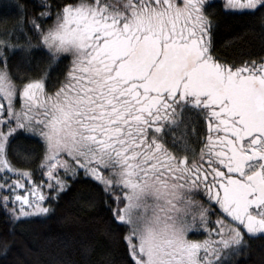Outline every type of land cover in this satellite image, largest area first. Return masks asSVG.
<instances>
[{
    "label": "snow or ice",
    "instance_id": "6c2138e0",
    "mask_svg": "<svg viewBox=\"0 0 264 264\" xmlns=\"http://www.w3.org/2000/svg\"><path fill=\"white\" fill-rule=\"evenodd\" d=\"M13 7L15 23L0 20V253L83 179L108 213L104 243L47 264H239L254 247L264 264V55L215 46L213 0ZM222 8L264 32V0Z\"/></svg>",
    "mask_w": 264,
    "mask_h": 264
},
{
    "label": "trees",
    "instance_id": "16d2710c",
    "mask_svg": "<svg viewBox=\"0 0 264 264\" xmlns=\"http://www.w3.org/2000/svg\"><path fill=\"white\" fill-rule=\"evenodd\" d=\"M16 0H0V20H5L9 26L15 23L17 16L13 4ZM216 19L214 44L230 56L249 55L257 58L264 55V32L259 28V19L249 15L233 14L222 8L223 0H213ZM58 70H53V76ZM19 143L25 148L39 150L36 140L22 135ZM35 166L33 165V168ZM33 179L39 181L43 177L34 171ZM97 195V207L83 210L81 203L89 195ZM54 211L47 217L32 218L17 226L10 251L5 256L0 253V264H33L39 259L41 264H47L51 258L59 255L75 260L80 259L81 244L104 243L100 229L108 218L107 210L99 202L98 189L87 180L72 182L71 188L61 198L52 203ZM215 219V217H213ZM5 215L0 209V233L7 232ZM194 238L203 239L202 236ZM259 241L256 244L259 245ZM67 245V246H66ZM31 249L34 255L26 254ZM110 251L115 259L123 253V246H111ZM261 252L258 247L251 249L250 254L241 257L239 264H259Z\"/></svg>",
    "mask_w": 264,
    "mask_h": 264
}]
</instances>
